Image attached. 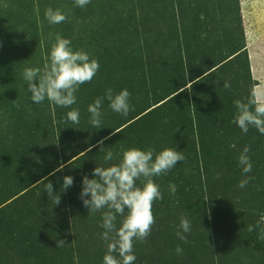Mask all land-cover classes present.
I'll return each instance as SVG.
<instances>
[{
  "label": "rangeland",
  "instance_id": "obj_1",
  "mask_svg": "<svg viewBox=\"0 0 264 264\" xmlns=\"http://www.w3.org/2000/svg\"><path fill=\"white\" fill-rule=\"evenodd\" d=\"M240 4L91 0L81 8L74 0H0V264H103L106 209L89 213L79 198L82 177L118 163L130 147H171L185 156L153 178L163 199L153 203L150 235L134 242L135 264H264V135L232 123L234 101L264 85L254 78L245 37L264 0H246L247 20ZM48 7L67 19L50 24ZM57 33L100 65L71 106L78 124L67 120L70 108L33 103L22 75L43 67ZM108 88H126L131 110L123 116L105 99L101 125L93 127L88 105ZM245 146L249 173L238 164ZM109 150L115 159L105 162ZM66 175L74 183L63 190ZM245 178L247 186L238 187ZM181 216L191 224L186 243L176 235Z\"/></svg>",
  "mask_w": 264,
  "mask_h": 264
},
{
  "label": "clouds",
  "instance_id": "obj_2",
  "mask_svg": "<svg viewBox=\"0 0 264 264\" xmlns=\"http://www.w3.org/2000/svg\"><path fill=\"white\" fill-rule=\"evenodd\" d=\"M90 2L91 0H74L75 6L81 8ZM44 15L50 24H60L67 19L60 9L51 7L45 10ZM99 68L97 59L90 57L83 50H74L71 40L57 33L43 67H25L22 75L27 82V91L31 94L33 103L40 104L47 100L55 106L70 108L66 114L67 120L78 124L79 110L71 106L76 103V93L81 85L90 83ZM223 86L226 89L231 87L228 82ZM130 95L126 88L119 92L108 88L104 96L97 97L88 105L90 124L96 128L100 127L101 108L105 99L112 111L127 116L131 110ZM234 105L236 113L232 123L243 133L254 127L264 135V85H254L248 97L245 100H235ZM249 152L250 147L245 146L238 156V164L243 173H249L252 169ZM114 159L113 152L107 151L104 156L105 162ZM184 160V154L171 147H165L159 152H154L151 148L147 150L137 147L122 148L118 163H110L106 167L96 166L92 170V178L88 175L82 177L79 198L83 205L89 213L106 209L100 225L103 229L100 238L106 244L103 264H135L134 242L143 241L150 235L155 224L153 203L163 199L160 186L153 178L166 175L178 162ZM73 183L72 176H64L63 190L70 188ZM247 184L248 179L245 178L239 182L238 187L244 188ZM168 190L175 195L176 185L170 183ZM45 192L55 199L56 205L60 203V197L53 195L55 191L50 181L45 183ZM176 227L177 237L186 243L187 237L184 233L191 230L190 221L181 216ZM253 230V226L249 225V231ZM261 235L264 236V228H261ZM64 244V240L56 241V247H62ZM175 251L182 254L183 249L177 246Z\"/></svg>",
  "mask_w": 264,
  "mask_h": 264
},
{
  "label": "bare ground",
  "instance_id": "obj_3",
  "mask_svg": "<svg viewBox=\"0 0 264 264\" xmlns=\"http://www.w3.org/2000/svg\"><path fill=\"white\" fill-rule=\"evenodd\" d=\"M241 4V8L243 11V18L247 20V12H246V0H238ZM257 22H254L253 26H249L245 24V37L247 44L249 46L251 52V61L253 66V74L256 79H264V49L261 51L258 48H261L262 40H264V11L261 12V16L256 18ZM247 22V21H246ZM258 52H262L258 54V57H255L253 54L254 50ZM257 58V59H256ZM261 65V66H259Z\"/></svg>",
  "mask_w": 264,
  "mask_h": 264
}]
</instances>
